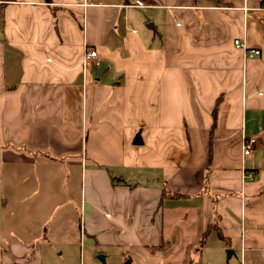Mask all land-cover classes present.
Instances as JSON below:
<instances>
[{"label": "crops", "instance_id": "0c3cea01", "mask_svg": "<svg viewBox=\"0 0 264 264\" xmlns=\"http://www.w3.org/2000/svg\"><path fill=\"white\" fill-rule=\"evenodd\" d=\"M212 232L264 264V0H0V264H211Z\"/></svg>", "mask_w": 264, "mask_h": 264}, {"label": "built area", "instance_id": "2783aa9c", "mask_svg": "<svg viewBox=\"0 0 264 264\" xmlns=\"http://www.w3.org/2000/svg\"><path fill=\"white\" fill-rule=\"evenodd\" d=\"M245 11L247 10L246 7L243 8ZM233 44L235 47L242 49L246 57H253L255 55H258L260 51L258 49H249L247 46L240 40V39H235L233 41ZM90 60L94 61L96 64L97 62V52L94 49H89L86 50L82 56V64L86 65ZM257 94H260L258 91ZM255 144V138L253 137H248V138H243L242 143H241V158L242 160L247 157L249 154H251L253 150V146ZM248 175H245L244 178H248Z\"/></svg>", "mask_w": 264, "mask_h": 264}, {"label": "rangeland", "instance_id": "374dc122", "mask_svg": "<svg viewBox=\"0 0 264 264\" xmlns=\"http://www.w3.org/2000/svg\"><path fill=\"white\" fill-rule=\"evenodd\" d=\"M196 237L195 236H190V237H188L187 238V241H188V244L189 243H191V244H193V245H195L196 244ZM218 241V238H217V236H216V234H215V232H212L210 235H208L207 236V240H206V246H207V248H211V250H209V249H205L206 251H204L205 253V255H206V257H208V261H210L211 262V264H220V263H215V261H214V259H213V257L214 258H217L219 255H220V258L221 257H223V260H226V257H227V255H228V253L225 251V252H223V253H218L217 252V250H215L214 249V244L216 243ZM197 250L196 251H194V252H190L189 254H183V253H176L175 255H174V258L173 257H171V254H165L166 255V257L168 258V257H170V258H173V259H175L174 261V263H179V264H181V262L182 263H185L186 261H185V257H186V259H187V257H189V256H191L193 259H196L197 260V262H198V264H201V258H200V256H201V249H199L198 247L196 248ZM207 250H209V251H207ZM218 255V256H217ZM234 258V257H233ZM206 259V258H205ZM203 260V259H202ZM203 262V261H202ZM101 264H102V262H101Z\"/></svg>", "mask_w": 264, "mask_h": 264}, {"label": "water", "instance_id": "95a60500", "mask_svg": "<svg viewBox=\"0 0 264 264\" xmlns=\"http://www.w3.org/2000/svg\"><path fill=\"white\" fill-rule=\"evenodd\" d=\"M133 144L134 145H141L142 144V138H141V132L138 131L134 138H133ZM101 260L103 261V258H101Z\"/></svg>", "mask_w": 264, "mask_h": 264}, {"label": "trees", "instance_id": "16d2710c", "mask_svg": "<svg viewBox=\"0 0 264 264\" xmlns=\"http://www.w3.org/2000/svg\"><path fill=\"white\" fill-rule=\"evenodd\" d=\"M216 103H218V100L216 101ZM215 111H216V108H214V110H213V114H215V113H214ZM213 116H214V115H213ZM213 119H214V118H213ZM214 124H215V123H213V127H214ZM217 233L220 235L219 231H218ZM205 238H206V234L203 235L202 240H201V243L204 242Z\"/></svg>", "mask_w": 264, "mask_h": 264}]
</instances>
